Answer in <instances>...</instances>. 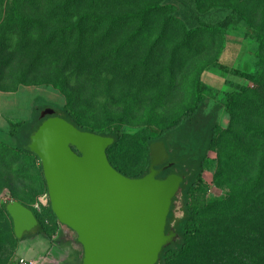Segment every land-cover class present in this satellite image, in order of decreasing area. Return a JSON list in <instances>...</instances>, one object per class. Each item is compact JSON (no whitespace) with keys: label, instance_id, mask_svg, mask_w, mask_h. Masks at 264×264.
Returning a JSON list of instances; mask_svg holds the SVG:
<instances>
[{"label":"rangeland","instance_id":"obj_1","mask_svg":"<svg viewBox=\"0 0 264 264\" xmlns=\"http://www.w3.org/2000/svg\"><path fill=\"white\" fill-rule=\"evenodd\" d=\"M26 2V11L40 26L32 32L34 44L32 40L31 43L24 40L13 48L17 54L7 76L0 78V140L7 138L10 123L29 120L35 106L62 107L69 100V108L83 124L94 129L110 124L127 135L110 156L122 172L136 175L145 162V136H154L191 106L194 80L199 72L209 88L206 111L221 103L225 93L235 91L236 123L254 124L252 116L257 108L252 104L251 91L256 89L257 81H264L261 75L264 67H258L255 55L259 46L256 32L264 29V2ZM10 3L12 0H0V24ZM155 5L160 9L139 15L146 7ZM233 8L240 9L246 22L232 19L223 26V35L204 28L219 25ZM50 36L56 37L53 45L47 44ZM7 42L2 41L0 49L10 53L12 49L7 48ZM56 83L65 87L56 89ZM217 121L225 130L230 116L222 109ZM236 144L233 141L209 152L211 162L202 174L197 197L219 196L222 189L229 188V172L220 168L219 160L229 152L239 155L241 148L236 149ZM1 157L6 163L10 159L8 154H0ZM19 163L31 168L28 160ZM34 165L37 168L38 164ZM5 179L6 175L0 173V205L15 192V196L40 212L34 206L41 196L47 195L33 173L23 181L24 188L14 189ZM173 213L175 218L182 216L179 193ZM42 219L52 230V220L45 215ZM200 220L204 233L193 245L191 256L175 264H243L250 256L249 244L238 240L249 238L250 231L264 234V227L258 224L261 220L232 221L213 214H205ZM70 236L75 239L74 233ZM14 244L10 221L0 211V256H9Z\"/></svg>","mask_w":264,"mask_h":264},{"label":"trees","instance_id":"obj_2","mask_svg":"<svg viewBox=\"0 0 264 264\" xmlns=\"http://www.w3.org/2000/svg\"><path fill=\"white\" fill-rule=\"evenodd\" d=\"M12 0L7 14L0 24V43L7 42V48L12 49L10 53L0 49V78L7 76V70L13 62V57L17 51H13L19 43L34 40L32 32L39 27L36 18L27 11V0ZM29 2L31 0H28ZM246 1V0H245ZM263 3L264 0H250ZM159 6H149L140 11L139 15L159 10ZM245 21L240 9L233 8L231 14L217 26H205L206 30L224 34L223 26L231 20ZM56 37L47 38V44L53 45ZM256 39L259 44L255 52L258 67H264V29L257 30ZM36 41V40H35ZM38 41V40H37ZM34 44V41H33ZM81 46V41H80ZM10 46V47H8ZM79 46V45H78ZM16 53V54H15ZM264 77V70L261 72ZM25 80V79H22ZM21 80V81H22ZM256 89L252 90V104L257 108L252 118L255 120L253 125L247 123H236L233 109L236 103L237 93L229 91L225 93L224 100L215 104L210 110L206 111V99L209 88L203 83L200 72L196 75L193 86V102L189 108L179 113L170 122L159 129L154 136L146 135L143 140L146 155L145 162L139 173L127 175L112 163L110 152L118 150L126 140L127 135L120 131L118 126L105 125L99 129L91 128L83 124L77 113L69 108V100L65 106H50L39 104L32 109L31 117L27 121H16L9 124L10 130L4 140H0V154L10 158L6 163L4 158H0V173L6 175V182L14 189L26 187L23 181L31 173L41 182L44 193L47 194L42 169L38 158L28 149L30 136L37 130L43 119L39 118L40 112L45 108L54 110V116H58L80 131L94 133L103 137H110L113 143L106 150L107 158L111 166L120 174L131 179H138L145 176L150 164L149 146L154 142H163L168 159L162 166L156 167L160 170L158 179H164L170 174L178 175L182 178L180 184V204L182 216L175 218L173 210L176 197L172 199L169 213L166 219L165 232L172 230L175 234L173 241L162 248L156 264H175L191 256L193 245L204 233V224L200 220L205 214H213L217 217H229L237 220L244 218L259 222L264 227V81H257ZM65 85L55 84L56 89L64 88ZM261 104V105H260ZM259 105V106H258ZM263 105V106H262ZM258 106V107H257ZM224 110L230 116V124L223 130L217 121L220 110ZM235 141L239 155L227 151V157L220 156V168L229 172L230 186L222 189L219 196H208L207 198L197 197L196 191L199 189L202 174L209 166L211 159L209 152L218 151L224 144ZM30 161L31 168H24L23 163L18 161ZM37 163V168H35ZM171 164V167L163 170L164 166ZM9 200L17 201L30 209L37 220V226L33 229L36 235L50 239L51 229L45 226L43 215L49 217L53 224L58 223L50 209L47 199V206L42 214H37L32 207L24 203L15 196ZM6 204L0 205V211L10 221L11 235L14 241L13 225L6 212ZM60 225V224H59ZM27 232L26 234H28ZM25 234V235H26ZM252 234L249 238L238 241L249 244L250 256L243 264H264V234ZM24 235V236H25ZM21 239H23V237ZM78 264H81L79 260Z\"/></svg>","mask_w":264,"mask_h":264},{"label":"water","instance_id":"obj_3","mask_svg":"<svg viewBox=\"0 0 264 264\" xmlns=\"http://www.w3.org/2000/svg\"><path fill=\"white\" fill-rule=\"evenodd\" d=\"M43 109L28 149L38 158L50 209L58 223L75 235L70 243L81 264H156L175 234L165 232L172 199L182 178L158 179L168 159L163 142L149 146L145 176L131 179L109 163L110 137L80 131ZM171 167V164L162 169ZM15 238L37 226L34 213L17 201L6 204Z\"/></svg>","mask_w":264,"mask_h":264},{"label":"crops","instance_id":"obj_4","mask_svg":"<svg viewBox=\"0 0 264 264\" xmlns=\"http://www.w3.org/2000/svg\"><path fill=\"white\" fill-rule=\"evenodd\" d=\"M39 209L42 214L47 206V198H39ZM36 212V211H35ZM53 230L50 239L36 235L33 229L28 234L25 232L23 239L15 241L11 254L0 256V264H17L22 258L34 264H78V253L70 243L71 236L59 224H50Z\"/></svg>","mask_w":264,"mask_h":264},{"label":"built area","instance_id":"obj_5","mask_svg":"<svg viewBox=\"0 0 264 264\" xmlns=\"http://www.w3.org/2000/svg\"><path fill=\"white\" fill-rule=\"evenodd\" d=\"M45 197H46V196H45ZM4 201H5V203H8V202L11 201V200H9L8 198H5ZM39 206H40L39 203H36L34 207H35L37 210H39ZM17 264H34V263L29 262V261H27V260H25V259L20 258V259H18Z\"/></svg>","mask_w":264,"mask_h":264},{"label":"flooded vegetation","instance_id":"obj_6","mask_svg":"<svg viewBox=\"0 0 264 264\" xmlns=\"http://www.w3.org/2000/svg\"><path fill=\"white\" fill-rule=\"evenodd\" d=\"M64 230L66 231V233L68 234V235H70L72 232L70 231V230H68L66 227H64Z\"/></svg>","mask_w":264,"mask_h":264}]
</instances>
